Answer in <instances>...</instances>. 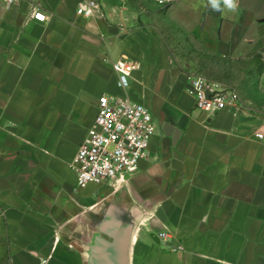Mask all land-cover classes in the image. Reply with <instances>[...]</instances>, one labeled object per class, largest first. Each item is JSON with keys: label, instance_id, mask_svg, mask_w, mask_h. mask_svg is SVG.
Here are the masks:
<instances>
[{"label": "crops", "instance_id": "obj_1", "mask_svg": "<svg viewBox=\"0 0 264 264\" xmlns=\"http://www.w3.org/2000/svg\"><path fill=\"white\" fill-rule=\"evenodd\" d=\"M90 1L0 0V264H264V104L198 108L189 64L164 41L175 27L248 63L264 93V0H94L79 13ZM123 55L139 62L129 87ZM102 94L145 103L157 128L136 169L81 185L72 163Z\"/></svg>", "mask_w": 264, "mask_h": 264}, {"label": "built area", "instance_id": "obj_2", "mask_svg": "<svg viewBox=\"0 0 264 264\" xmlns=\"http://www.w3.org/2000/svg\"><path fill=\"white\" fill-rule=\"evenodd\" d=\"M3 1L9 6L17 0ZM97 6V2L91 0L88 4H81L78 12L91 15ZM34 17L46 20L45 12L40 9L34 11ZM114 67L119 74V85L129 87L134 70L139 68V62L123 55L114 62ZM188 91L194 96L196 106L206 111L243 106L241 95L235 87L200 73L188 76ZM156 128L154 114L145 103L135 101L127 95L102 94L98 98L95 120L72 163L78 184L103 183L132 172L148 155ZM256 135L264 137L262 133ZM159 236L165 238L168 232L161 231Z\"/></svg>", "mask_w": 264, "mask_h": 264}, {"label": "rangeland", "instance_id": "obj_3", "mask_svg": "<svg viewBox=\"0 0 264 264\" xmlns=\"http://www.w3.org/2000/svg\"><path fill=\"white\" fill-rule=\"evenodd\" d=\"M155 1L162 3L160 0ZM169 34L174 35V37L165 39V44L171 52H177L178 56L184 58L185 62L189 64L192 73H200L225 85L235 87L239 91L241 99L254 96L258 99V103L264 104V93L262 91L261 94L257 93V81L248 77L250 70L248 63L244 65L242 63L233 64L214 55L207 54L200 50L195 40L175 27L171 32H167V35ZM241 68L245 69V73Z\"/></svg>", "mask_w": 264, "mask_h": 264}, {"label": "clouds", "instance_id": "obj_4", "mask_svg": "<svg viewBox=\"0 0 264 264\" xmlns=\"http://www.w3.org/2000/svg\"><path fill=\"white\" fill-rule=\"evenodd\" d=\"M221 0H210V3L214 9L219 10ZM223 4L226 5L229 9L235 10L237 7L236 0H223Z\"/></svg>", "mask_w": 264, "mask_h": 264}, {"label": "trees", "instance_id": "obj_5", "mask_svg": "<svg viewBox=\"0 0 264 264\" xmlns=\"http://www.w3.org/2000/svg\"><path fill=\"white\" fill-rule=\"evenodd\" d=\"M255 59L257 60V62H260V60H259L260 59V55L259 56H256ZM263 68H264V62H263V60L261 58L260 65L258 66L259 73H262Z\"/></svg>", "mask_w": 264, "mask_h": 264}]
</instances>
